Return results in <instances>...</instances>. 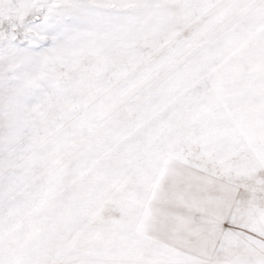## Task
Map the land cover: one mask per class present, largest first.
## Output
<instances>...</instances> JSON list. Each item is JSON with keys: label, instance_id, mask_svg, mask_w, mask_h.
Returning a JSON list of instances; mask_svg holds the SVG:
<instances>
[{"label": "snow or ice", "instance_id": "obj_1", "mask_svg": "<svg viewBox=\"0 0 264 264\" xmlns=\"http://www.w3.org/2000/svg\"><path fill=\"white\" fill-rule=\"evenodd\" d=\"M0 264H264V0H0Z\"/></svg>", "mask_w": 264, "mask_h": 264}]
</instances>
